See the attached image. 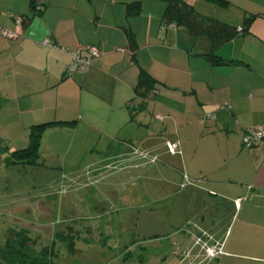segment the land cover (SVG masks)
I'll return each mask as SVG.
<instances>
[{
  "label": "crops",
  "instance_id": "obj_1",
  "mask_svg": "<svg viewBox=\"0 0 264 264\" xmlns=\"http://www.w3.org/2000/svg\"><path fill=\"white\" fill-rule=\"evenodd\" d=\"M184 1L237 34L214 45L166 23V0H38L37 12L35 0H0V30L16 33L13 39L0 34V132H14L7 135L13 151L29 145L34 125L67 121L46 127L41 153L83 148L94 143L86 139L91 131L98 144L104 136L105 147H129L119 154L125 155L133 142L152 148L160 139L148 122L171 120L178 151L170 153L184 155L186 180L206 183L183 188L194 186L205 197L198 226L224 241L222 260L264 264V140L242 143L249 128L264 126V0ZM87 44L101 55L87 70L68 74L72 53L85 55ZM142 70L153 79L149 90L140 85ZM141 96L146 108L132 119L128 105ZM231 209L238 223L226 240L231 222L223 214Z\"/></svg>",
  "mask_w": 264,
  "mask_h": 264
},
{
  "label": "rangeland",
  "instance_id": "obj_2",
  "mask_svg": "<svg viewBox=\"0 0 264 264\" xmlns=\"http://www.w3.org/2000/svg\"><path fill=\"white\" fill-rule=\"evenodd\" d=\"M148 126L160 138L151 143L152 148L133 142L130 152L119 155L129 147H105L104 136L103 146L97 143V133L88 131L90 138L86 139L93 140L92 144L87 142L83 148L65 145L52 155L41 153L38 164L13 165L6 159L11 151L7 135L14 132L3 128L0 244L7 242L13 230L26 229L37 249L55 242L53 264H123L129 251L146 252L143 264H263L240 256L205 257L197 241L198 225L203 223L196 215L205 207V197L194 186L206 183L186 180L184 155L170 153L166 138L178 140L173 121H150ZM185 161L189 164V158ZM237 213L231 209L223 214L231 222L226 240L238 223ZM59 231L73 234L74 252L58 241Z\"/></svg>",
  "mask_w": 264,
  "mask_h": 264
},
{
  "label": "trees",
  "instance_id": "obj_3",
  "mask_svg": "<svg viewBox=\"0 0 264 264\" xmlns=\"http://www.w3.org/2000/svg\"><path fill=\"white\" fill-rule=\"evenodd\" d=\"M167 7L164 14L166 23L185 26L194 36L206 35L210 37L214 45H218L237 34V29L230 27L220 21L208 19L196 12V10L184 0H166ZM137 4H130L129 11H136ZM242 29H240L241 31ZM118 48V47H117ZM128 51L127 47H123ZM219 60V59H217ZM153 79L145 71H141L140 85L151 89ZM133 102V101H132ZM128 106L131 111V118H135V113L146 108V97L141 96V100ZM72 122V121H71ZM68 123L67 121H50L34 125L30 131V143L27 147L15 149L10 152L6 161L8 165L16 163L38 164L41 157V142L47 126ZM202 228V227H201ZM203 229V228H202ZM205 230V229H204ZM201 234V232L199 233ZM56 238L60 242L67 244L70 251L74 252L75 240L73 234L59 231ZM207 239V237H204ZM36 240L26 229L13 230L5 244H0V264H53L55 252V242L41 249L36 248ZM147 260L146 252H126L123 257V264L138 261L143 264Z\"/></svg>",
  "mask_w": 264,
  "mask_h": 264
},
{
  "label": "built area",
  "instance_id": "obj_4",
  "mask_svg": "<svg viewBox=\"0 0 264 264\" xmlns=\"http://www.w3.org/2000/svg\"><path fill=\"white\" fill-rule=\"evenodd\" d=\"M35 1H36L35 10L37 12L42 8V6L38 2V0ZM16 21L20 23L22 22V18L16 17ZM0 34L4 38H8V39L16 38V33L12 32L11 30L5 27L1 28ZM44 43L47 45H51L49 41H44ZM84 48L86 52L85 55H82L78 52L72 53V60L68 66V74H71L76 70H87V68L92 63V59L99 57L101 55V51L94 45L87 44L84 46ZM116 50L120 52L126 51V49L123 47H118L116 48ZM263 140H264V126L251 127L242 136V143L247 147L257 145ZM168 147L172 153H176L178 151L177 150L178 143L168 142ZM235 202L236 205L239 206L240 199H236ZM198 229L201 231V234H199L200 236H197V241L200 242L206 258L209 259L216 258L225 253L224 241H218L213 239L210 233H208L206 230L202 229L199 226ZM205 236L207 237V239L204 238Z\"/></svg>",
  "mask_w": 264,
  "mask_h": 264
}]
</instances>
